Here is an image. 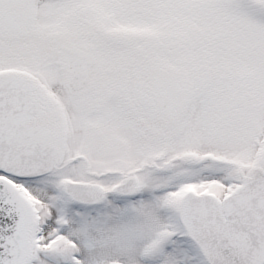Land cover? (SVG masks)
<instances>
[{"label": "snow or ice", "instance_id": "1", "mask_svg": "<svg viewBox=\"0 0 264 264\" xmlns=\"http://www.w3.org/2000/svg\"><path fill=\"white\" fill-rule=\"evenodd\" d=\"M0 264H264V0H0Z\"/></svg>", "mask_w": 264, "mask_h": 264}]
</instances>
